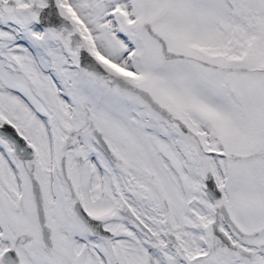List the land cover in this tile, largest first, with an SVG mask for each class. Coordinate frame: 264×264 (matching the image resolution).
Here are the masks:
<instances>
[{
	"label": "snow or ice",
	"instance_id": "1",
	"mask_svg": "<svg viewBox=\"0 0 264 264\" xmlns=\"http://www.w3.org/2000/svg\"><path fill=\"white\" fill-rule=\"evenodd\" d=\"M0 264H264V0H0Z\"/></svg>",
	"mask_w": 264,
	"mask_h": 264
}]
</instances>
